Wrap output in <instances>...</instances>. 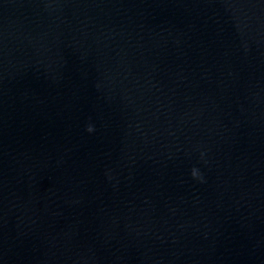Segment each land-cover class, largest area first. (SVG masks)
<instances>
[{"label": "water", "instance_id": "1", "mask_svg": "<svg viewBox=\"0 0 264 264\" xmlns=\"http://www.w3.org/2000/svg\"><path fill=\"white\" fill-rule=\"evenodd\" d=\"M0 264H264V0H30Z\"/></svg>", "mask_w": 264, "mask_h": 264}]
</instances>
